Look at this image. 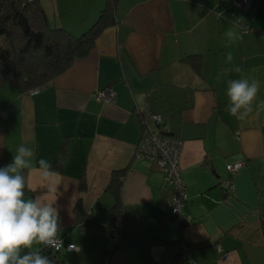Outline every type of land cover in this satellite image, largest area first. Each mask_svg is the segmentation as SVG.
Instances as JSON below:
<instances>
[{
    "label": "crops",
    "instance_id": "obj_1",
    "mask_svg": "<svg viewBox=\"0 0 264 264\" xmlns=\"http://www.w3.org/2000/svg\"><path fill=\"white\" fill-rule=\"evenodd\" d=\"M39 1L51 25L75 35L105 3ZM250 1L254 30L237 24L244 17L234 0H118L113 22L65 71L36 90L0 88V167L25 144L63 177L59 233L76 245L64 250V264H171L182 236L192 264H264V110L257 109L264 101V0ZM229 30L242 39L230 42ZM235 66L239 72L226 71ZM235 79L259 85L244 120L227 110ZM106 86L114 98L96 100ZM151 112L164 114L166 132L183 139V228L169 217L162 173L134 159L141 119ZM239 160L225 188L226 165ZM113 173L121 177L118 196L108 188ZM32 195L26 190L25 198ZM77 204L93 216L91 228Z\"/></svg>",
    "mask_w": 264,
    "mask_h": 264
},
{
    "label": "clouds",
    "instance_id": "obj_2",
    "mask_svg": "<svg viewBox=\"0 0 264 264\" xmlns=\"http://www.w3.org/2000/svg\"><path fill=\"white\" fill-rule=\"evenodd\" d=\"M226 36L230 42L242 39L234 30H229ZM232 60L229 53L225 62ZM230 70L239 72L240 68L226 69ZM258 90L256 81H228L229 113L239 120L247 118L253 111ZM257 109L264 110V101L257 105ZM35 155L31 147L21 144L12 162L0 167V264H53L40 251L29 250L22 254L23 249H31L34 244L48 248L58 244L59 210L55 204L63 177L47 159L36 161ZM38 189L46 191L36 195ZM26 190L34 195L25 198ZM50 196L53 198L49 199Z\"/></svg>",
    "mask_w": 264,
    "mask_h": 264
},
{
    "label": "trees",
    "instance_id": "obj_3",
    "mask_svg": "<svg viewBox=\"0 0 264 264\" xmlns=\"http://www.w3.org/2000/svg\"><path fill=\"white\" fill-rule=\"evenodd\" d=\"M118 0H105L94 24L80 35L51 25L39 0H0V88L11 85L20 92L41 87L65 71L75 58L86 54L100 31L113 22ZM120 173H113L108 188L118 196ZM117 202L115 203V206ZM114 206V207H115ZM83 226L93 216L76 207ZM65 249L41 246L53 264H64ZM29 251V249H26Z\"/></svg>",
    "mask_w": 264,
    "mask_h": 264
},
{
    "label": "built area",
    "instance_id": "obj_4",
    "mask_svg": "<svg viewBox=\"0 0 264 264\" xmlns=\"http://www.w3.org/2000/svg\"><path fill=\"white\" fill-rule=\"evenodd\" d=\"M237 11L244 18L238 17L236 22L243 30H254L250 23L249 12L251 10L250 0H234ZM264 34L263 32H261ZM38 88V87H37ZM37 88H33L36 90ZM94 98L98 101H110L114 98V90L111 86L98 89L94 93ZM166 116L161 113L151 112L141 119V133L134 152V159L148 160L155 164V167L163 175V184L168 189V194L164 199L165 205L169 208V217L175 227L183 228L188 219L182 212V208L187 198L186 185L181 175L179 162L183 139L168 134L164 128ZM243 165V161L227 163L226 168L229 172L228 177L223 179L222 184L225 188H231L232 175ZM113 236L117 235L113 232ZM58 244L53 250L74 249L76 245L68 242L64 236L57 232ZM188 239L184 236L175 241L176 252L171 264H192L187 251ZM72 247H69V246Z\"/></svg>",
    "mask_w": 264,
    "mask_h": 264
}]
</instances>
